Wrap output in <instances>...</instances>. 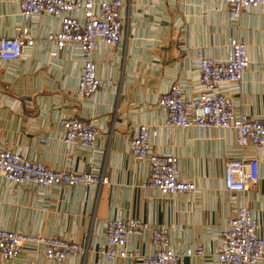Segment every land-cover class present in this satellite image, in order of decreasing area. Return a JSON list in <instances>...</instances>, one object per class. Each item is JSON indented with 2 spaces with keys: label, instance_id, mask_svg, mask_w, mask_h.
I'll use <instances>...</instances> for the list:
<instances>
[{
  "label": "crops",
  "instance_id": "obj_1",
  "mask_svg": "<svg viewBox=\"0 0 264 264\" xmlns=\"http://www.w3.org/2000/svg\"><path fill=\"white\" fill-rule=\"evenodd\" d=\"M122 39L114 47L99 44L91 55L104 84L86 99L75 97L83 56L65 48L55 57L47 44H35L15 61L0 60V149L17 151L51 168L90 170L106 182L100 186L18 187L0 178V227L25 233L58 236L87 243L103 242L110 218H139L148 226L169 229L175 249L202 245L204 255L190 254L169 264H218L214 248L237 206L249 207L264 233V149L239 150L232 129L179 128L163 125L159 95L178 81L185 97L197 94L194 52L224 58L229 39L247 46L249 67L235 87L224 86L235 109L264 119V7L244 9L237 21L228 19L223 0H124ZM19 0H0V37L16 33L21 20ZM36 35L55 30L58 20L40 15L30 22ZM30 99L33 108L25 107ZM91 121L97 135L90 147L60 139L65 116ZM140 123L156 130L152 148L178 156V176L195 189L161 196L142 186L149 166L129 153V141ZM46 137L41 141L40 137ZM256 156L259 179L245 191L224 187L223 163L240 154ZM152 251L146 231L129 237L128 249ZM0 264H138L133 258L106 260L89 250L84 257L69 254L60 262L45 257L42 246H27ZM259 264H264V259Z\"/></svg>",
  "mask_w": 264,
  "mask_h": 264
},
{
  "label": "built area",
  "instance_id": "obj_2",
  "mask_svg": "<svg viewBox=\"0 0 264 264\" xmlns=\"http://www.w3.org/2000/svg\"><path fill=\"white\" fill-rule=\"evenodd\" d=\"M228 19L237 21L244 9L260 10L264 0H223ZM124 0H19L18 16L21 20L16 33L0 37V60L15 61L24 50L35 44H47L48 55L55 57L65 48H76L83 56L81 71L75 86L78 100L95 95L104 84L97 74L92 54L99 44L114 48L122 39V8ZM40 15L58 20L55 30L36 35L30 22ZM198 73L197 94L185 97L178 81H173L162 92L157 105L164 112L166 127L207 129L211 127L232 129L235 145L242 151L247 146L264 149V119L250 117L236 110L234 100L224 86L238 85L249 67L246 44L231 38L224 58L211 57L202 49L194 52ZM25 107L33 108L30 99ZM60 139L69 145L90 147L97 135L91 121L77 116H65L59 121ZM156 130L148 124L137 125L129 141V153L137 161L149 166V177L142 186L155 189L161 196L182 195L195 189L192 181L178 176V156L153 150L151 138ZM46 141V137H40ZM0 178L18 187L50 186L90 187L106 182L101 174L90 170L75 171L51 168L39 160L25 157L17 151L0 149ZM259 179L256 156L226 158L223 163L224 187L231 193L243 192ZM148 231L154 248L152 251L139 247L128 249L129 237L140 240ZM27 246H42L47 259L60 262L69 254L82 257L92 250L106 260L133 258L138 264H169L195 254L204 255L202 245L194 248L175 249L171 245L169 229L164 226H148L139 218H110L104 222L103 242L94 248L87 243L76 242L58 236L25 233L0 227V256L10 259L18 256ZM218 264H259L264 259V233L252 210L237 206L227 217L221 231V241L213 250Z\"/></svg>",
  "mask_w": 264,
  "mask_h": 264
}]
</instances>
